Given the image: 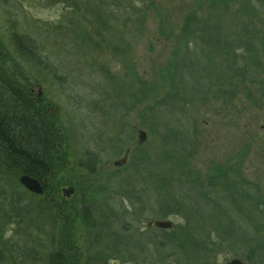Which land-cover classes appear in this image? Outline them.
Returning a JSON list of instances; mask_svg holds the SVG:
<instances>
[{"label":"rangeland","instance_id":"374dc122","mask_svg":"<svg viewBox=\"0 0 264 264\" xmlns=\"http://www.w3.org/2000/svg\"><path fill=\"white\" fill-rule=\"evenodd\" d=\"M188 16L195 18L191 26L199 34L197 45L191 42L183 50L175 40L188 32ZM13 32L38 43L33 68L14 54ZM174 56L184 59L168 74ZM244 64L245 73L240 71ZM0 67L54 114L58 128L74 136L77 149L97 154L94 182L86 192L74 189L81 174L67 147L64 169L54 174L50 189L54 196L31 195L18 181L0 175L7 213L1 223L2 254H32L30 264H40V254L58 247L61 226L51 197L66 212L83 204L94 216L101 236L95 242L75 215L67 212L65 225L82 259L91 254V264H158L157 254L169 251L157 242L167 234L146 228L148 221H170L182 240L188 225L202 226L193 235L197 242L191 254L196 255L188 264L240 258L229 249L238 246L235 242L214 238L217 225L229 237L240 232L223 212L241 224L242 234L249 229L260 235L264 0H0ZM181 68L190 76L179 79ZM139 131L146 135L143 144ZM125 157L124 164L114 166ZM221 168L226 183L219 180ZM164 177L172 180L170 185L164 186ZM150 178L163 189L161 196L152 193L159 191ZM68 187L74 193L64 197ZM229 197L239 214L232 211ZM162 198L171 208L158 204ZM10 199H17L21 218L6 206ZM99 255L104 258L97 263ZM242 255L263 264L256 254Z\"/></svg>","mask_w":264,"mask_h":264},{"label":"trees","instance_id":"16d2710c","mask_svg":"<svg viewBox=\"0 0 264 264\" xmlns=\"http://www.w3.org/2000/svg\"><path fill=\"white\" fill-rule=\"evenodd\" d=\"M194 19V17L188 16L184 26V30L188 32L179 34L180 36H177L178 38L182 35H188L192 37L186 38L184 41L181 40L182 38H176L175 40V42H181L183 50H186L188 44L191 42L197 45V43L194 42L196 41L194 37L199 34V30L193 32V28L191 26V23L194 21ZM160 24L161 27H164V20H161ZM168 33L169 32L166 34ZM201 38L202 37L200 36V38L197 39H200L199 41L203 42V38ZM9 39L11 45L14 47V54L18 56L22 62V65H24L26 68H33L34 65L32 64V59L38 54V43H36V41H34L26 33L17 34L13 32L11 33ZM205 46L206 45L204 44V47ZM181 59L184 58L179 56H174L171 58L172 63L170 65L172 67H169L170 69L167 70L168 74L171 70H174V68L178 65L177 62ZM40 61H42L40 64H44L43 61L45 60L40 59ZM246 69L247 68L244 64L240 71L245 73ZM186 74L188 75V71L182 69L179 79L186 76ZM169 77L172 81V77L170 75ZM33 80L36 81V79ZM229 88L230 90L233 89V84L230 83ZM222 92L225 95L228 94L224 90ZM232 93L233 92L229 93L227 97H224L225 101H227L225 103L230 101ZM58 124V120L55 119L54 114L50 113L49 115L48 112L44 110V108H42L39 103H37V100L34 97H31V93L27 86L20 84L15 77L11 76L6 68L0 67V175L2 177H8L9 180H13L15 182L14 184H16L20 176H29L37 180L43 186V196L48 195L49 193L54 196L50 189L55 185L56 176H54V174H58L60 171H62V169H64L65 165L63 166V163L65 164L64 160L67 157L65 152L68 153V150L65 147H67L72 152L70 158L73 159V165L76 171L81 174L76 180V188L74 187V189L78 191L80 190L81 192L88 191L93 184L90 180L94 182L93 177L96 175L95 164L97 163V154L77 149L79 144L76 142L74 136H71L68 133L64 134L63 128L61 129L62 126L58 128ZM218 174L220 175L219 180H223L224 176L226 175L225 169L221 168ZM1 176L0 184L3 183ZM151 181L154 182L152 179ZM171 181V179L165 178L164 186H167ZM222 182L226 183V180H223ZM156 186L158 188L160 185L158 186L156 184ZM230 186L231 189H234L233 185ZM167 190L168 189H166V191ZM155 191L156 190H153L152 193L155 195L159 193L157 196H161L160 194L162 193L160 192L163 191V189L160 191L158 188L159 192ZM233 193L234 191L232 194ZM4 195L5 192L0 187V233L1 223L6 219L7 215V213L5 214L4 210L5 205L3 201L6 199ZM167 195L172 197L171 193L167 192ZM234 196L237 197L235 194H233V197ZM227 199L232 206H230L232 211L239 214L238 208L234 205V199L230 197ZM54 200L55 199L51 197L49 204L50 206L52 205L54 207L56 211L55 220L59 226H61L59 229L60 233L58 234L60 241L58 242L59 244L56 249L51 248L47 254H40V264H91L89 261V256L91 254H87L88 256L84 260L82 259V256L76 249L75 242L72 240V236L67 238L68 236L66 233L68 231V226L65 225H67L66 223L69 219V215H75L77 219H81V223L84 225L87 234L89 233L92 235L93 241L95 242L97 241V238L100 239L101 236L96 232V229L99 226L93 218L94 216H92L89 209L83 204H80L75 211L74 209H71L69 212L67 209V212L69 213V215H67L64 205H59L57 203V205H55ZM248 203L249 206L253 205L252 198L248 200ZM158 204L170 207L164 203L163 198L158 201ZM6 206L10 209V212L16 213L18 218H21V212L19 208L20 205L17 199H10ZM64 211L66 213H64ZM183 212L185 213V211ZM185 214L187 215V213ZM224 215L226 217L225 219L231 222L230 224L232 227H237L238 231L240 232L238 234L236 232V234H232V236L229 237V234L227 235V230L225 228H221L220 225L215 226L213 223L215 226L214 238H217V242L221 243L222 241L224 242L225 237L229 238L230 241L235 242L233 244L238 245L236 248L229 247V249L233 252V254H237L236 256H239V259L245 262V264H254L251 261L252 257L242 255L246 253L256 254V258L264 264V226L259 230L260 235L257 237L256 233L252 234L251 230L249 229H244L245 231H243L244 233L242 234V229H240L242 228L241 224L235 223L236 221L233 220V218L229 216L228 213L223 212V216ZM209 216L212 217L211 215ZM209 216L206 215L205 217ZM205 217H200V219L203 221ZM188 226L189 227H186L184 230L182 229L184 240L177 238L178 235L172 231V229L176 228L174 226H172L168 232L166 230L160 231L162 234H167V236L164 238V240H159L157 242L158 247L162 250H168L169 252L168 254H164V252L163 254H157L158 264H162L169 259H172L174 264L190 263L191 258L196 255L191 254V251L194 252V247L196 246L197 242L196 240L193 241L192 238L193 235L197 233V230L202 229V226ZM145 237L149 238L150 236L146 235ZM2 248L3 247L0 248V264H30V262H35L32 254H2ZM6 248L8 251L12 252L13 247ZM173 251L178 252V254H174ZM103 258L104 257L99 255L96 262L100 263Z\"/></svg>","mask_w":264,"mask_h":264},{"label":"water","instance_id":"95a60500","mask_svg":"<svg viewBox=\"0 0 264 264\" xmlns=\"http://www.w3.org/2000/svg\"><path fill=\"white\" fill-rule=\"evenodd\" d=\"M145 140H146L145 132L139 131L138 132V143L143 144ZM125 162H126V157L120 162H115L114 166L119 167ZM18 183L24 190H26L30 194L41 196L44 193L43 186L37 180L29 176H25V175L20 176L18 179ZM73 193H74V190L72 187H68L67 189L62 190V194L64 197H69ZM152 227L156 229L168 231L172 228V223L170 221H150L146 224V228H152ZM226 264H245V263L242 262L240 259L235 258V259L230 260Z\"/></svg>","mask_w":264,"mask_h":264}]
</instances>
